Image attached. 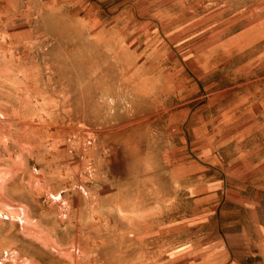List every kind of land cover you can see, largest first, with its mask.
<instances>
[{"label": "rangeland", "instance_id": "rangeland-1", "mask_svg": "<svg viewBox=\"0 0 264 264\" xmlns=\"http://www.w3.org/2000/svg\"><path fill=\"white\" fill-rule=\"evenodd\" d=\"M8 16L44 81L0 94V264H255L264 196L231 191L241 158L264 161V0H20Z\"/></svg>", "mask_w": 264, "mask_h": 264}, {"label": "crops", "instance_id": "crops-1", "mask_svg": "<svg viewBox=\"0 0 264 264\" xmlns=\"http://www.w3.org/2000/svg\"><path fill=\"white\" fill-rule=\"evenodd\" d=\"M19 2L20 0H0V4L1 3L11 4V3H19ZM26 16L27 15H25V19L29 18V16L28 17ZM17 19L18 17H11V16L0 17V27L3 26L4 29L7 28L6 31L0 30V94L4 91L5 85L18 84L17 79L20 74H24V77L21 78L23 83H34L38 81L43 83L44 81L43 77L38 79V77L33 75L32 69L35 68V65H33L31 61L30 62L26 60L22 61L14 57L13 53H16L22 48L24 49L27 48L26 45H25L26 47H24L23 45L24 43L22 44L24 40L26 41V38H23V36L27 37L29 35H32L31 32L29 31H33L32 29H24V30L10 29L11 28L10 26L14 23V21L16 23ZM44 31H47V28ZM1 46L4 47L3 50L1 49ZM3 52L4 54H2ZM15 90L11 91L10 100L21 99L17 97L12 99L14 93H17V90L16 91ZM44 100L45 101L47 100V95L46 93L41 92L40 104H39L41 115L46 113L45 111L46 103ZM5 106H6L5 103H2L0 98V110L3 111V108ZM30 107H33L32 102L30 104ZM35 108H37V106H35ZM2 114L4 113L2 112ZM202 127L208 130L209 125L207 119L204 120V122L202 121ZM92 162L90 161V163ZM104 163L106 164V166L104 167L105 174L102 173L100 175V181L102 182L103 189L105 190L108 182L111 181V177L107 174L108 171L110 170V168L108 167L109 163L106 161V159ZM238 163H240L241 168L238 170V173H235L236 175H234L233 178H237L238 181H241V186L237 189H233V191L231 192L235 195H240V196H244V195L264 196V173H256L255 176L252 175L253 174L252 171H258L260 169H264V161L253 162L252 157L248 156L241 158L240 162ZM152 168L153 170H155L154 166ZM223 173H224L223 194H229L230 191H228L229 187L227 186V180L229 176L226 175L225 171ZM96 180L97 179L95 178V182ZM152 191L155 192V188H152ZM241 206L251 207L252 210H256V211L259 209L262 210V205L259 203H252L251 205H241ZM147 210L148 209L141 207H137L136 209H127L128 213L126 214V216H128V218L129 217L133 218V215L135 214L136 219L141 222L144 221V219L146 218L144 213ZM61 228L62 227L59 225L55 216H53L50 219V224L46 227L47 232H49L52 235L54 241L57 243L62 242L61 239L62 236L60 235V233H62L63 231H61ZM143 228L144 227L142 225H138L136 229H133L132 227L128 226L127 232L135 233L137 237V241H142L143 232H144ZM258 233L259 234L254 239L249 240L251 245L250 247H248V249L251 250L250 251L251 254L248 255L249 256L248 259H250L251 261H255L256 262L255 264H264V224L260 225V228L258 229ZM226 264H243V263L237 262L235 258L230 256L229 262Z\"/></svg>", "mask_w": 264, "mask_h": 264}]
</instances>
